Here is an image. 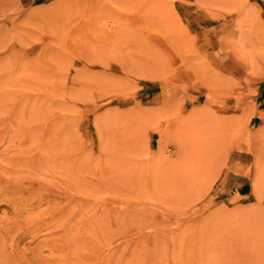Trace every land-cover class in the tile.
<instances>
[{
	"label": "rangeland",
	"instance_id": "rangeland-1",
	"mask_svg": "<svg viewBox=\"0 0 264 264\" xmlns=\"http://www.w3.org/2000/svg\"><path fill=\"white\" fill-rule=\"evenodd\" d=\"M0 264H264V0H0Z\"/></svg>",
	"mask_w": 264,
	"mask_h": 264
}]
</instances>
